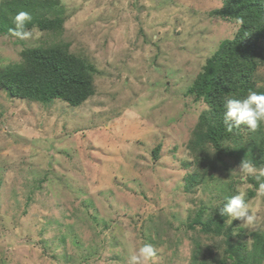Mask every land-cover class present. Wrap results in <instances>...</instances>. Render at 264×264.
Instances as JSON below:
<instances>
[{
    "label": "rangeland",
    "instance_id": "obj_1",
    "mask_svg": "<svg viewBox=\"0 0 264 264\" xmlns=\"http://www.w3.org/2000/svg\"><path fill=\"white\" fill-rule=\"evenodd\" d=\"M28 1L26 12L60 15L62 29L26 27V41L0 33V72L21 62L23 49L66 46L93 63L95 89L73 107L17 98L0 85V264H129L149 244L139 230L151 223L160 233L150 244L156 264H190L193 240L180 225L229 183L233 196L244 192L256 223L229 217L227 225L248 242L264 230V177L255 185L240 163L216 166L185 188L199 171L187 144L208 108L187 88L239 26L212 13L222 0ZM9 3L0 0V19L22 11ZM255 73L264 85V66ZM260 131L264 138V122ZM255 167L264 168V154ZM198 230L206 257L221 258L225 242ZM261 254L255 264H264V246Z\"/></svg>",
    "mask_w": 264,
    "mask_h": 264
},
{
    "label": "trees",
    "instance_id": "obj_2",
    "mask_svg": "<svg viewBox=\"0 0 264 264\" xmlns=\"http://www.w3.org/2000/svg\"><path fill=\"white\" fill-rule=\"evenodd\" d=\"M13 1L15 4L9 3L8 9H29L28 0ZM212 13L225 20H236L239 26L231 38L219 42L218 48L205 60L187 88L194 100L204 103L208 108L200 113L187 144L199 171L186 176V191L191 189L192 183L189 181L207 176V172L216 166L226 169L232 163H241L244 155L252 156L248 162L254 166L263 161L264 138L260 131L263 122L255 133L245 126L234 128L230 133L226 131L224 114L227 99L242 100L250 91L264 93V85L257 84L255 78L258 66H264V0H222V6ZM14 17L0 19V33H10L9 29L14 27ZM31 17L32 20L26 27L35 25L39 30L51 34L62 29L64 19L60 15L49 17L41 14ZM21 53V62L7 65L0 72V85L9 95L41 103L59 99L76 107L94 93L93 63L70 52L66 46L31 47L23 49ZM159 150L160 145H157L152 150L153 155L156 156ZM253 181L257 185L255 178ZM262 181L264 182V178ZM215 185L216 188H221V184ZM233 191V184H226V188L220 190L216 198L199 205L195 210L190 209L191 218L180 225L186 230L188 238L193 240L190 264L260 262L264 230L255 229L249 233V242L242 241L243 232H233V227L227 225L229 216L220 214L219 210L233 196ZM249 194L252 195L253 191H249ZM155 228L156 225L151 223L146 229L139 230L142 243L151 244L152 237L160 235ZM197 228L206 237L211 234L225 242L220 244L221 258L215 261V258L206 257L209 247L196 240ZM216 249L219 250L218 247Z\"/></svg>",
    "mask_w": 264,
    "mask_h": 264
},
{
    "label": "clouds",
    "instance_id": "obj_3",
    "mask_svg": "<svg viewBox=\"0 0 264 264\" xmlns=\"http://www.w3.org/2000/svg\"><path fill=\"white\" fill-rule=\"evenodd\" d=\"M31 20L30 13L20 11L13 19L14 27L9 29L11 35L23 41L32 39V31L26 29V24ZM225 108L224 124L227 132L231 133L234 128L245 126L250 132L255 133L260 129L261 122H264V93L250 91L242 100L229 98ZM239 170L245 176L254 177L258 182L264 177V168L257 169L251 162L242 161ZM258 194L264 195V182L259 183ZM219 211L222 216L227 214L231 221L233 219L243 221L245 227L255 226L256 216L245 202L243 191L228 198L227 203ZM156 255L157 249L152 245H143L129 256V264H156Z\"/></svg>",
    "mask_w": 264,
    "mask_h": 264
},
{
    "label": "bare ground",
    "instance_id": "obj_4",
    "mask_svg": "<svg viewBox=\"0 0 264 264\" xmlns=\"http://www.w3.org/2000/svg\"><path fill=\"white\" fill-rule=\"evenodd\" d=\"M7 30V29H6Z\"/></svg>",
    "mask_w": 264,
    "mask_h": 264
}]
</instances>
